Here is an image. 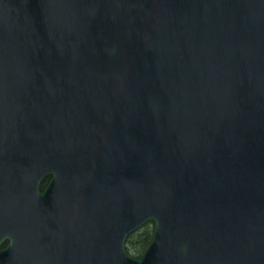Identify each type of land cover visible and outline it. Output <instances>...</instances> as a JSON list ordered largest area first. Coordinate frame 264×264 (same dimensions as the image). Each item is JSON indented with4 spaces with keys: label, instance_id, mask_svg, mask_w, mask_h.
Here are the masks:
<instances>
[{
    "label": "water",
    "instance_id": "obj_1",
    "mask_svg": "<svg viewBox=\"0 0 264 264\" xmlns=\"http://www.w3.org/2000/svg\"><path fill=\"white\" fill-rule=\"evenodd\" d=\"M0 264H264V0H0Z\"/></svg>",
    "mask_w": 264,
    "mask_h": 264
},
{
    "label": "trees",
    "instance_id": "obj_2",
    "mask_svg": "<svg viewBox=\"0 0 264 264\" xmlns=\"http://www.w3.org/2000/svg\"><path fill=\"white\" fill-rule=\"evenodd\" d=\"M152 225L150 232H145V227ZM153 234V222L148 221L140 226L137 230L129 234L126 239L125 248L126 251L132 256H139L149 244Z\"/></svg>",
    "mask_w": 264,
    "mask_h": 264
},
{
    "label": "flooded vegetation",
    "instance_id": "obj_3",
    "mask_svg": "<svg viewBox=\"0 0 264 264\" xmlns=\"http://www.w3.org/2000/svg\"><path fill=\"white\" fill-rule=\"evenodd\" d=\"M50 178H51V176L48 175V176H46V177L41 181V183H40V189H41V190H42V189L48 184ZM6 242H7V241H4L3 244L1 245V247H3L4 244H6Z\"/></svg>",
    "mask_w": 264,
    "mask_h": 264
},
{
    "label": "rangeland",
    "instance_id": "obj_4",
    "mask_svg": "<svg viewBox=\"0 0 264 264\" xmlns=\"http://www.w3.org/2000/svg\"><path fill=\"white\" fill-rule=\"evenodd\" d=\"M146 229L145 232H150L152 230V225L150 224L149 226L145 227Z\"/></svg>",
    "mask_w": 264,
    "mask_h": 264
}]
</instances>
